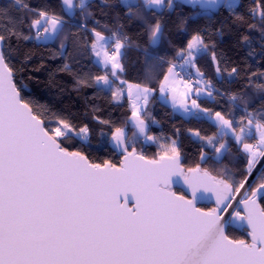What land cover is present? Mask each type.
I'll use <instances>...</instances> for the list:
<instances>
[{
  "label": "snow or ice",
  "instance_id": "1",
  "mask_svg": "<svg viewBox=\"0 0 264 264\" xmlns=\"http://www.w3.org/2000/svg\"><path fill=\"white\" fill-rule=\"evenodd\" d=\"M61 2L70 17L77 6L91 15L86 0H79L78 5L74 0ZM183 2L199 6L202 12L198 15L220 4V0ZM260 2L264 4V0ZM14 4L28 7L22 0H14ZM122 4L129 17L135 15L132 9L141 7L137 0H122ZM144 5L174 7L172 0L167 5L165 0H144ZM227 7L234 9L236 0H227ZM256 13L253 8L252 14ZM35 15L39 18L30 24L35 39L60 40L64 54L68 21L45 10ZM259 16L264 26V8ZM78 28L87 29V25L79 24ZM149 31L150 44L155 48L164 37V29L157 21L149 25ZM90 32L93 39L88 46L103 74L77 77V84L112 90L114 80L110 77L120 80L125 71L122 49L128 46L129 37L119 30L107 37L96 28ZM13 39L33 37L19 30L0 31V264H264V206L260 203L264 201V172L253 176L255 164L264 158V106L257 111L244 108L245 115L237 119L235 113L213 112L198 103L201 97L214 100V92L219 94L198 70L199 79L193 84L188 71L195 67L196 54L208 50L202 36L192 37L179 53L183 63L169 62L167 73L159 81L161 97L170 99L174 109L179 107L193 117L205 114L217 129L207 136L189 130L204 143L200 163L186 172L176 140L160 145L162 154L150 159L142 151L137 153L119 127L112 132L110 142L98 145L118 151L124 158L119 166L110 161L94 163L84 152L69 150L65 144L70 134L87 140V125L76 128L68 119L21 95L25 86L15 76L18 69L12 64ZM144 54L150 61L162 59L147 49ZM24 56L30 58L27 53ZM212 59L216 60L215 52ZM178 68L189 77L182 78L185 91L179 93V99L178 89L173 86L180 76ZM62 70H68V65ZM216 71H220L218 66ZM236 71L232 69V73ZM252 75L258 82L250 86L264 92V73ZM123 91L116 88L113 96ZM155 91L154 87L135 84L129 85L127 94L134 127L145 141L158 143V137L149 135V125L141 115H150L146 105ZM229 99L235 103L243 98L232 95ZM44 116L53 118L46 121ZM230 133L237 153L246 161L239 179L227 168L210 175L207 168L201 167L210 160L222 163V158L231 153V145L222 142ZM251 139L256 143H249ZM204 148H211V155ZM172 184L187 185L191 198L171 191ZM237 194L239 200L235 199ZM213 198L215 208L196 206L197 201ZM130 200L134 210L128 206ZM233 225L248 231L252 242L231 239L226 230Z\"/></svg>",
  "mask_w": 264,
  "mask_h": 264
},
{
  "label": "trees",
  "instance_id": "2",
  "mask_svg": "<svg viewBox=\"0 0 264 264\" xmlns=\"http://www.w3.org/2000/svg\"><path fill=\"white\" fill-rule=\"evenodd\" d=\"M172 3V9L165 6L156 10L146 7L140 0L141 7L132 9L135 15L129 17L128 9L119 0H89L87 13L90 16L82 13L77 6L70 17L61 0H22V4L28 5L27 8L14 4V0H0V31L19 30L33 37L31 40H12V64L18 69L15 76L25 86L21 95L68 119L76 128L87 125L89 129L86 142L74 133L70 134L71 138L65 144L69 150L84 152L94 163L110 161L120 165L121 155L110 147H98L110 142L112 132L119 127L124 129L127 140L135 145L137 152L142 151L150 159H158L162 154L160 145L176 140L184 158L185 171L200 163L204 142L189 130H199L204 136L214 134L217 129L212 121L204 116L185 118L158 98L159 81L167 73L169 62L183 63L179 53L197 34L204 38L209 47L205 53L197 55L193 63L198 72L203 73L204 78L219 91V94L214 92V100L201 97L198 103L211 108L213 112L235 113L237 119L245 115L244 108L257 111L264 106V92L250 86L258 82L253 73L257 76L264 73V26L259 16L264 4L260 0H238L234 9L230 10L225 5L217 13L208 11L198 15L202 12L199 7L184 6L173 0ZM75 5H78V0H75ZM253 8L257 9L256 15L252 14ZM38 10L59 14L68 21L65 34L69 35V39L65 41L67 47L64 54H61L60 40L40 42L35 39V29L30 30V24L39 18L35 15ZM157 21L162 24L164 37L153 48L149 39V25ZM79 24H86L87 29L78 28ZM92 28L106 37L118 30L129 37L128 46L122 49L125 52L122 61L125 71L120 75V80L110 77L114 79L115 85L112 90L101 91L94 84L87 87L77 84V77L103 74L88 46L93 39L90 32ZM72 33H75L74 37ZM145 49L162 59L150 61L144 54ZM213 52L222 76L220 81L215 75ZM25 53L30 58L25 59ZM65 64L68 70H62ZM233 68L237 69L235 73H232ZM120 81H126L125 85L144 84L156 89L146 110L150 115L143 114L142 117L149 125V135L158 137V143H145L144 137L130 123L132 109L129 98L113 96L116 84ZM232 95L243 99L233 103L229 99ZM43 118L47 121L53 117ZM133 132L137 134L133 135ZM222 142L231 145V153L222 158V163L210 160L207 164H201V167L207 168L210 175H217L227 168L237 179L242 178L240 174L246 166L245 158L237 153V146L231 136H226ZM248 142L256 143V140ZM204 151L211 155V148H204ZM176 193L183 194L179 190ZM260 203L264 206V201ZM199 207L209 209L206 206ZM227 233L233 240L250 243L249 234L244 229L229 227Z\"/></svg>",
  "mask_w": 264,
  "mask_h": 264
},
{
  "label": "water",
  "instance_id": "3",
  "mask_svg": "<svg viewBox=\"0 0 264 264\" xmlns=\"http://www.w3.org/2000/svg\"><path fill=\"white\" fill-rule=\"evenodd\" d=\"M173 1H174L175 3H180V4L184 5V6H191L190 4H186V3H184L183 0H173ZM226 2H227V0H220L219 7L215 8V9H212V10H209V11L212 12V13H217L221 8H223V7L226 5ZM196 7H199V6H196ZM199 8H200V7H199ZM217 66H218V64H217V62L214 60L215 75H216L217 80L220 81L221 78H222V76H221V72H220V71H219V73H217V71H216ZM126 139H127V138H126ZM114 151H115L117 154H119L118 151H116V150H114ZM119 155H120V154H119ZM123 159H124V158H123V156L121 155V162H120V164L123 162ZM183 161H184V158L181 156V158H180V162H181V165L183 166V168H184V170H185V167H184V165H183ZM117 166H119V165H117ZM263 169H264V158H260V159L258 160V162L255 164V168L253 169V176H257V175H259V173L262 172ZM185 172H186V171H185ZM170 190L173 191V192H175V193H176V190H179V191H181L183 194H178V193H176L177 195H183V196H185V197H187V198H189V199L191 198V191H190V189L188 188L187 185H183V186H181L180 184H172V185H170ZM241 192H243V190H241ZM129 195H131V194H129ZM235 199H236V200H239V199H240V195L237 194L236 197H235ZM128 206H129V207H132L133 210H134V204H133V202H132L131 200L129 201ZM196 206H197V207H199V206H207V207H213V208H215V207H216V204H215V198H213V199H211V200H209V199H204V200H201V201H197ZM233 206H234V207L236 206L235 203L233 204ZM229 212H231V209H229ZM230 227L235 228V229H238V230H240V229H244V228L239 227L238 225H233V226H230ZM227 230H228V229H227ZM227 230H226V231H227ZM244 230H245V229H244ZM248 234H249V232H248ZM249 238H250V243H251V242H252V238H251L250 235H249Z\"/></svg>",
  "mask_w": 264,
  "mask_h": 264
},
{
  "label": "crops",
  "instance_id": "4",
  "mask_svg": "<svg viewBox=\"0 0 264 264\" xmlns=\"http://www.w3.org/2000/svg\"><path fill=\"white\" fill-rule=\"evenodd\" d=\"M74 5H75V0H74ZM64 8H65V6H64ZM66 10V9H65ZM54 38H51V40H53ZM50 42V41H49ZM95 60L97 61V59H96V57H95ZM190 71H192V69H190V67L188 68ZM197 71V70H196ZM193 75H195V76H197V77H199L198 76V72L197 73H193V72H191ZM112 79V78H111ZM114 80V79H113ZM175 88H177L180 92L182 91V90H185V86H184V84H183V80H180L178 77H176V82H175V84L173 85ZM116 87L117 88H119V89H123L124 91H123V94L122 95H120L121 97L122 96H127L128 97V94H127V91H128V87H129V85H125L124 83H121V81L120 82H117V84H116ZM132 91L133 92H135V89L133 88L132 89ZM152 97V96H151ZM151 97H149V100H148V103H147V105H146V110L148 109V106H149V103H150V100H151ZM129 98V97H128ZM158 98H159V100L162 102V103H164V104H166V105H168V106H170L174 111H175V109L173 108V106H172V103H170L171 102V100L170 99H164L163 97H161V94H160V92L158 91ZM130 106H131V104H130ZM140 105H139V102H137V107H139ZM131 109H132V107H131ZM132 111H133V109H132ZM143 112L141 113V115L143 116ZM130 123L132 124V126H134L133 125V123L131 122V120H130Z\"/></svg>",
  "mask_w": 264,
  "mask_h": 264
},
{
  "label": "rangeland",
  "instance_id": "5",
  "mask_svg": "<svg viewBox=\"0 0 264 264\" xmlns=\"http://www.w3.org/2000/svg\"><path fill=\"white\" fill-rule=\"evenodd\" d=\"M88 1L89 0H86V3H88ZM121 3H122V0H119ZM139 1L140 0H137V3H139ZM143 2H144V0H142ZM78 2H79V0H78ZM168 2H169V0H165V5H167L168 4ZM237 3H238V0H236V5H237ZM226 7H227V2H226ZM153 9H156V10H160V9H162V8H153ZM40 42H49V41H52L51 39H48L47 41H45V40H39ZM197 55H199V54H196V56ZM97 59V58H96ZM194 62V61H193ZM194 64V63H193ZM195 65V64H194ZM190 69H192V72L193 73H197V69H196V66L195 67H190ZM172 77L170 76L169 77V81H170V83H171V81H172ZM113 87L115 88V85H113ZM185 90H182L181 92L178 90V92H177V99H179L180 98V96H179V93H182V92H184ZM190 95V98H191V94H189ZM116 101H118V99L116 98ZM171 103V102H170ZM189 104H190V99H189ZM175 112L176 113H179V114H181V115H183L185 118H188V117H191L190 115H188V114H185L183 111H182V109H180L179 107H177V108H175ZM206 117V118H208L205 114H201V117ZM131 122L133 123V120H132V117H131ZM210 120V119H209ZM133 125H134V123H133ZM256 135H258V134H256ZM229 136H231V133L229 134ZM82 141H84V142H86L87 140H88V138H89V133H88V138H87V140H84V139H82L80 136H78ZM155 137V136H154ZM144 139V138H143ZM144 142L145 143H154L153 141H145V139H144ZM138 153V152H137ZM207 207V206H206ZM208 208H213V207H208ZM205 210H208V209H205ZM247 232V234H248V231H246Z\"/></svg>",
  "mask_w": 264,
  "mask_h": 264
},
{
  "label": "built area",
  "instance_id": "6",
  "mask_svg": "<svg viewBox=\"0 0 264 264\" xmlns=\"http://www.w3.org/2000/svg\"><path fill=\"white\" fill-rule=\"evenodd\" d=\"M177 71L180 72V76L178 77L180 80L188 79L189 78L185 71H182L179 68L177 69ZM188 71L190 72L189 69H188ZM191 79H192V83L195 84L196 81L199 79V77H197V76H195V75L192 74Z\"/></svg>",
  "mask_w": 264,
  "mask_h": 264
}]
</instances>
